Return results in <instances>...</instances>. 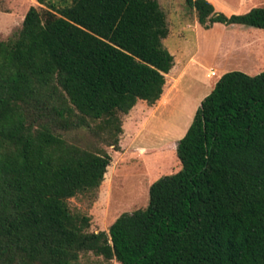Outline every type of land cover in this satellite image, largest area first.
Segmentation results:
<instances>
[{
    "label": "trees",
    "instance_id": "16d2710c",
    "mask_svg": "<svg viewBox=\"0 0 264 264\" xmlns=\"http://www.w3.org/2000/svg\"><path fill=\"white\" fill-rule=\"evenodd\" d=\"M31 7L0 40V264H264V70L224 74L177 146L182 168L109 231L70 200L98 197L124 116L164 97L176 65L160 0ZM199 23L264 30V6L228 16L185 0ZM85 133L86 142L70 134Z\"/></svg>",
    "mask_w": 264,
    "mask_h": 264
},
{
    "label": "rangeland",
    "instance_id": "374dc122",
    "mask_svg": "<svg viewBox=\"0 0 264 264\" xmlns=\"http://www.w3.org/2000/svg\"><path fill=\"white\" fill-rule=\"evenodd\" d=\"M47 1L58 7L71 3V0ZM160 3L167 12L170 26L165 46L175 56L176 65L167 76L161 101L154 106L139 101L134 110L124 116L121 150L101 145L112 156V163L98 197L94 199L86 194L70 200L74 212L92 218L94 232L109 231L124 213L147 207L152 184L182 168L178 143L224 74L241 71L256 76L264 70V30L223 24L206 28L185 0H160ZM239 6L244 9L233 10L227 5H218L216 9L230 16L233 12L264 6V0H249L247 5ZM31 7L47 8L38 0H0V40H8L22 29ZM213 72L217 75L212 76ZM69 136L72 141L78 136L86 142L93 140L84 132ZM82 262L121 264L93 253L83 254Z\"/></svg>",
    "mask_w": 264,
    "mask_h": 264
},
{
    "label": "crops",
    "instance_id": "0c3cea01",
    "mask_svg": "<svg viewBox=\"0 0 264 264\" xmlns=\"http://www.w3.org/2000/svg\"><path fill=\"white\" fill-rule=\"evenodd\" d=\"M209 1L211 3H213L215 5V7L218 6V5L220 7L223 6V5H227L228 7H231V9H233V10H241V11L244 9V7H242V6L240 7L239 5H242V4L247 5L248 2H249V0H209ZM234 5H236V7ZM224 11H226V10H224ZM249 11H247V12H249ZM242 13H246V12H233V14H242ZM209 76H210V74L208 75V77Z\"/></svg>",
    "mask_w": 264,
    "mask_h": 264
},
{
    "label": "built area",
    "instance_id": "2783aa9c",
    "mask_svg": "<svg viewBox=\"0 0 264 264\" xmlns=\"http://www.w3.org/2000/svg\"><path fill=\"white\" fill-rule=\"evenodd\" d=\"M216 75H217L216 72H213V73H212V76H216Z\"/></svg>",
    "mask_w": 264,
    "mask_h": 264
}]
</instances>
